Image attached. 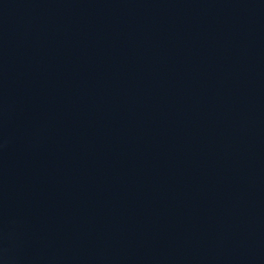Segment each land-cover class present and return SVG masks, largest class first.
Masks as SVG:
<instances>
[{"label": "water", "instance_id": "1", "mask_svg": "<svg viewBox=\"0 0 264 264\" xmlns=\"http://www.w3.org/2000/svg\"><path fill=\"white\" fill-rule=\"evenodd\" d=\"M0 264H264V0H0Z\"/></svg>", "mask_w": 264, "mask_h": 264}]
</instances>
